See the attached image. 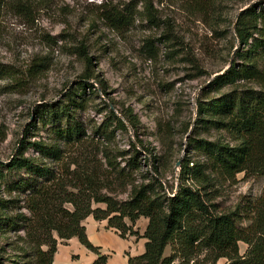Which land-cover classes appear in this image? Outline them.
I'll list each match as a JSON object with an SVG mask.
<instances>
[{
	"label": "rangeland",
	"instance_id": "1",
	"mask_svg": "<svg viewBox=\"0 0 264 264\" xmlns=\"http://www.w3.org/2000/svg\"><path fill=\"white\" fill-rule=\"evenodd\" d=\"M256 1L4 0L0 64L8 65L22 81L0 79V217L8 220V214L27 213V191L8 188L27 172L10 173L6 165L22 145L24 156H37L29 142L50 137V125L41 123L37 109L44 103H67L64 94L69 90L81 104L75 118L82 122L87 142L108 147L120 166L131 156L134 143L147 159L144 170L152 172L150 164L155 159L166 193L175 192L181 181L192 184L182 177L180 165L187 161L192 166L191 161L204 162L205 157L188 144L189 139L214 140L223 134L200 123L196 100L231 91L228 84L212 88L210 84L226 70L231 58L242 64L240 56L248 46L234 38L233 26L239 12ZM18 3L29 7L33 17L18 11ZM104 3L118 7L130 4L138 14L123 29L111 28L101 19ZM145 3L153 6L156 24L146 18ZM80 44L91 59L90 66L76 50ZM259 68L264 74V60ZM85 73L91 74L92 87L82 91L77 82ZM234 87L264 93V81H237ZM111 110L126 129L118 125ZM127 115L135 120V129L127 122ZM216 190L214 203L220 210H229L244 197L259 196L264 177L243 178L239 173L235 181L217 184ZM118 197L125 199L126 193ZM146 224V218L137 220L134 228L138 234ZM53 234L58 244L59 238ZM19 236H23L22 231L8 232L6 228L0 232V255L5 264L8 253H13L8 243L18 244ZM244 244L240 243L242 249ZM171 249V245L166 246L165 254H171ZM193 259L197 264L212 262L210 250L203 248Z\"/></svg>",
	"mask_w": 264,
	"mask_h": 264
},
{
	"label": "trees",
	"instance_id": "2",
	"mask_svg": "<svg viewBox=\"0 0 264 264\" xmlns=\"http://www.w3.org/2000/svg\"><path fill=\"white\" fill-rule=\"evenodd\" d=\"M3 5L4 0H0V11ZM17 10L33 17V11L24 4L18 3ZM143 10L146 18L156 24L151 3H145ZM137 14L130 4L118 7L104 3L100 8L101 19L119 30ZM233 32L240 45L248 46L240 56L244 60L242 64L233 60L210 84L211 88L228 84L231 91L196 100L200 123L210 124L223 134L214 140L189 139L188 144L204 155L205 161L180 165L182 177L192 184L181 181L175 192L164 191L155 159L150 164L152 172L143 169L147 159L134 143L131 156L120 166L108 147L87 142L83 124L75 118L81 104L74 100L72 90L64 94L67 103H44L37 109L41 123L50 125V137L29 142L37 156H24L22 145L6 165L10 173L27 172L26 177L8 185L9 191H27V213L8 214V220L0 217V225L1 221L5 224L0 232L6 228L8 232H23L18 244L8 243L13 250L8 253V264H52L57 248L53 232L61 240L76 237L97 255L91 264H105L108 255L86 235L83 221L90 215L95 220H106L107 227L115 229L121 238L134 235L146 239L144 251L128 255V264H171L175 258L181 260L180 264H189L202 248L210 250L213 263L225 258L224 264H264V190L255 198L244 197L229 210H220L214 203L217 184L235 181L239 173L243 178L264 177V93L233 88L237 81H264L259 68L264 60V0L239 12ZM83 49L82 44L76 46L90 66L91 59ZM8 77L15 83L22 81L8 65L0 64V79ZM80 77L77 84L82 91L92 87L91 74ZM110 113L126 129L112 110ZM130 116H126L127 122L135 129L136 122ZM141 148L147 151L143 144ZM122 193H126L125 199L118 197ZM141 217L147 219V224L138 234L134 227ZM243 221L247 222L244 226ZM240 241L247 244L244 254L239 252ZM168 245L172 249L166 255ZM0 264H5L1 255Z\"/></svg>",
	"mask_w": 264,
	"mask_h": 264
},
{
	"label": "crops",
	"instance_id": "3",
	"mask_svg": "<svg viewBox=\"0 0 264 264\" xmlns=\"http://www.w3.org/2000/svg\"><path fill=\"white\" fill-rule=\"evenodd\" d=\"M83 224L89 241L100 251L108 255L105 264H128V255H139L144 251L145 238H136L128 235L121 238L113 228L107 227L106 220H95L91 215L84 219ZM143 232V231H142ZM141 232V234H142ZM239 252L244 254V248L240 247ZM96 254L82 245L76 237L67 240L59 239L52 264H91ZM225 262L224 259H222Z\"/></svg>",
	"mask_w": 264,
	"mask_h": 264
},
{
	"label": "built area",
	"instance_id": "4",
	"mask_svg": "<svg viewBox=\"0 0 264 264\" xmlns=\"http://www.w3.org/2000/svg\"><path fill=\"white\" fill-rule=\"evenodd\" d=\"M222 259H224L225 262H226L225 258H220L215 263L209 262V263H204V264H224L225 262H223V261L221 262ZM180 261L181 260L179 258H175V260L171 264H180ZM189 264H197V263L195 262L194 259H192V260L189 261Z\"/></svg>",
	"mask_w": 264,
	"mask_h": 264
},
{
	"label": "water",
	"instance_id": "5",
	"mask_svg": "<svg viewBox=\"0 0 264 264\" xmlns=\"http://www.w3.org/2000/svg\"><path fill=\"white\" fill-rule=\"evenodd\" d=\"M231 63H232V58L230 59V61H229V63H228V67L231 65ZM228 67H227V68H228ZM227 68H226V69H227ZM177 164H179V162H177Z\"/></svg>",
	"mask_w": 264,
	"mask_h": 264
}]
</instances>
